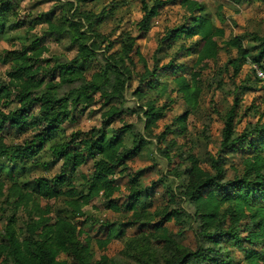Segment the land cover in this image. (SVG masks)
Listing matches in <instances>:
<instances>
[{"label":"trees","instance_id":"16d2710c","mask_svg":"<svg viewBox=\"0 0 264 264\" xmlns=\"http://www.w3.org/2000/svg\"><path fill=\"white\" fill-rule=\"evenodd\" d=\"M21 1L0 0V34L23 26L34 27L26 19H16ZM97 1L60 3V14L54 6L39 17L50 33L59 39L67 38L70 47H76L74 58L56 57L50 66V61L43 57L48 48L38 38L6 55L9 79L0 82V132L8 125L19 134L32 130V135L16 144L0 139V160L5 159L15 170L16 165L25 167L30 162H39L44 152H50L60 165L53 175L40 174L27 182L11 178L8 187L0 177V197L11 207L0 242V264H264V122L246 127L238 134L240 95H237L234 105L223 115L220 148L210 168L202 165L196 154L187 156V166H176L170 154L176 139L168 140V135L177 131L185 135L190 114L199 111L203 92L200 67L216 61L224 46L229 53H236L227 62L234 76L241 73L254 49L259 52L251 64L264 68V35L252 33L249 37L258 41L257 46L245 45L239 36L227 39L225 28L196 0H140L142 17L135 23L140 35L122 31L111 41L96 29L105 15L84 9L85 4ZM172 4L185 7L189 16L167 28L159 45L172 48L179 43L180 48L162 67L151 69L146 62L139 86L133 92L138 105L127 106L135 58L143 60L137 41L151 30L161 9ZM103 45L105 49L100 53ZM182 58H190L194 64L180 63ZM252 72L264 87L253 68ZM169 84L171 91L181 94L188 108L156 135L154 129L175 100L159 105V96L151 94L159 95ZM251 89L243 87L245 91ZM14 100L18 106L5 111L3 108ZM97 102L103 108L101 127L70 135L63 131L61 126L73 112ZM138 110L143 113L145 133L123 118ZM117 120L122 125L113 127ZM128 132L132 134L130 141L124 136ZM150 137H156L157 141ZM167 141L170 144L165 146ZM149 144H155L169 160L171 173L179 178L178 184L163 174L167 204L150 212L140 209L138 204L142 196L148 199L154 195L156 184L150 188L140 186L136 181L138 174L133 176L132 200L127 206L132 214L121 226L137 228L141 235L138 239L131 238L121 255H102L98 259L92 247L94 237L72 218L84 215V207L99 197L109 209L121 211L116 194L122 190L121 179H130L128 160ZM239 150L245 154L242 173L229 177L225 158L229 152ZM90 161L92 172H82L80 184L73 183L70 180L73 172ZM44 166L50 168L47 162ZM44 200L48 202L43 204ZM51 200H61L68 214L56 213ZM184 203L194 210L182 206ZM19 213L27 217L24 225L19 224ZM172 221L183 223L184 229L192 231L194 246L184 244L179 234L170 231L166 224ZM105 227L113 229L115 224L107 222ZM96 241L104 248L111 239Z\"/></svg>","mask_w":264,"mask_h":264},{"label":"rangeland","instance_id":"374dc122","mask_svg":"<svg viewBox=\"0 0 264 264\" xmlns=\"http://www.w3.org/2000/svg\"><path fill=\"white\" fill-rule=\"evenodd\" d=\"M196 1L204 4L211 12L215 22L225 28L227 39L239 36L244 40L245 45L257 46L258 41L249 40V37L252 33L264 35V0ZM64 2H76V0L21 1L19 16L16 19H26L34 27L23 26L20 29L7 30L6 33L0 34V82H7L9 79L7 71L10 64L5 61L8 52L21 48L23 43L30 45L31 40L33 41L34 38H38L41 40L42 45L47 46L48 50L43 53V57L50 61V66L54 65L56 57H60L62 60H70L75 57L77 52L76 47H70L71 42L67 38L59 39L56 35L50 33L47 29V24L40 23L39 21V17L54 6H57L56 8L60 14V3ZM84 9L105 15L104 20L96 25V29L111 41L115 40L122 31L131 30L135 35H140L135 26V23L142 17L140 0H98L97 2L85 4ZM187 16H189V12L182 5H166L161 9L160 14L154 18L152 28L147 35L138 39L137 42L140 45L143 60H139V57L135 58L136 63L133 66L134 79L127 93V106L134 107L138 105V100L133 92L139 86V76L146 62L151 69L162 67L170 61L174 52L180 48L179 43L175 44L172 48H168L166 44L163 48H160L159 44L162 45L161 40L166 29L185 21ZM76 20L79 19L76 18ZM104 46L102 50H99L100 53L104 51ZM258 52V49L251 51V58L244 65L237 77L233 75L232 67L227 66L229 57L235 56L236 53H229L225 50L224 46H222L220 56L216 61H208L204 66L200 67L202 71L200 85L203 92L200 98L199 111L190 114L185 135L179 134L178 131L168 135V140L172 138L176 139V146L170 150V154L173 156L172 162H176V166L181 168L187 166L189 164L186 161L187 156L196 154L199 156L198 158L202 165L210 168L211 161L218 154L220 148L224 126L223 115L234 105L237 95H240V105L238 106L236 117L237 133L239 134L246 127L251 128L264 122V87L255 80L251 68V63L254 62L253 56ZM190 60V58H182L179 62H187V64L193 65L194 61ZM90 69L93 70L94 68L90 67ZM179 72H182V70L179 69ZM245 85L251 86L252 89L243 90ZM171 87L170 84L165 86L166 89L159 95L156 93L151 94V97L159 96V105L170 102V100H175L171 109L167 110L166 116L158 122V126L154 129V134L156 135L171 125L175 116L182 114L188 108L181 94L171 91ZM17 106L18 103L14 100L3 109L8 111ZM140 110L134 115L128 114L123 116V118L128 123H134L141 133H145L143 113ZM102 112L103 108L100 102L83 110L79 109L70 115V118L61 128L67 135H70L73 132L88 131L93 127H101ZM121 125L122 122L117 120L114 122L113 127ZM31 135L32 130L19 134L6 125L5 129L0 132V139H3L7 144H16L29 138ZM124 136L126 141H130L132 138V134L129 132ZM150 139L154 142L157 141L156 137H150ZM168 144H170L169 141L165 143V146ZM244 155V152L240 150L227 154L225 164L229 170V177H233L235 173H242ZM45 162L50 167L49 169H46L44 166ZM2 164H5V166H2ZM59 165L50 152H44L39 162H30L25 167L21 164L16 165L15 170L12 164H9L5 159H1L0 177L6 181V186L8 187L11 178L23 183L40 174L53 175L58 170L57 166ZM92 169L93 162L90 161L73 172L70 180L79 185L82 181V172L90 174ZM171 169L172 166L169 160L161 155L158 147L155 144H149L140 153L128 160L127 172L131 173L130 179L127 177L121 179L123 187L116 194V199L122 207L121 211L117 212L109 209L106 203H104V199L99 197L84 207V215H74L72 219L94 237L92 247L98 259L102 255H108L109 257L121 255L127 242L131 238L138 239L141 235L137 228L121 226L122 222H127L132 214L131 211L127 210V206L132 200L130 186L133 176L135 177L138 174L136 181L139 182L140 186H149L150 188L153 184H156L154 195L148 199L142 196L138 204L140 209L153 212L163 208L168 201V198L165 196L163 184L165 179L163 178V174L168 175V180L174 181L176 185L178 184L179 178H175V175L171 173ZM61 200H51L49 203L54 206L56 213L67 215L68 212ZM47 202L45 200L42 201L43 204ZM182 206L191 211L194 210L187 203H184ZM10 213V205L5 202L4 197H0V242L3 241L2 233L7 223V216ZM26 220L27 217L19 213V224L24 225ZM107 222L114 223L115 228L107 229L105 227ZM166 225L174 235H180V239L184 244L194 246L195 238L193 233L186 227L184 229L185 224L172 221ZM104 238H110L111 241L107 247L100 248L96 240Z\"/></svg>","mask_w":264,"mask_h":264},{"label":"built area","instance_id":"2783aa9c","mask_svg":"<svg viewBox=\"0 0 264 264\" xmlns=\"http://www.w3.org/2000/svg\"><path fill=\"white\" fill-rule=\"evenodd\" d=\"M251 66L255 71L256 78L264 84V68L255 63L251 64Z\"/></svg>","mask_w":264,"mask_h":264}]
</instances>
